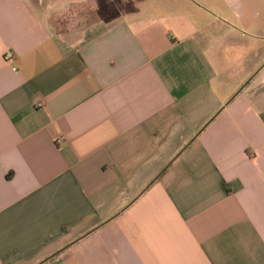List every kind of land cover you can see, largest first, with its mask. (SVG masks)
I'll use <instances>...</instances> for the list:
<instances>
[{"label": "crops", "instance_id": "0c3cea01", "mask_svg": "<svg viewBox=\"0 0 264 264\" xmlns=\"http://www.w3.org/2000/svg\"><path fill=\"white\" fill-rule=\"evenodd\" d=\"M0 264H264V0H0Z\"/></svg>", "mask_w": 264, "mask_h": 264}, {"label": "built area", "instance_id": "2783aa9c", "mask_svg": "<svg viewBox=\"0 0 264 264\" xmlns=\"http://www.w3.org/2000/svg\"><path fill=\"white\" fill-rule=\"evenodd\" d=\"M4 57L7 61H10L13 59L14 53L11 50H8V51H6ZM65 142L66 141L62 136H57L55 138V144H56L57 148H59V149H61L65 145Z\"/></svg>", "mask_w": 264, "mask_h": 264}]
</instances>
